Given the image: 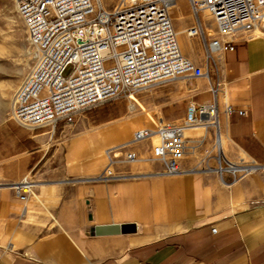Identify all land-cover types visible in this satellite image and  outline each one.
I'll return each mask as SVG.
<instances>
[{
	"label": "crops",
	"instance_id": "1",
	"mask_svg": "<svg viewBox=\"0 0 264 264\" xmlns=\"http://www.w3.org/2000/svg\"><path fill=\"white\" fill-rule=\"evenodd\" d=\"M171 14L182 51L207 73L181 78L184 88L168 99L163 115L167 124H183L193 105L217 103L224 154L215 146L216 132L197 127L186 133L189 150L180 173L150 169L149 158L130 164L132 176L57 189L63 197L49 199V207L32 189L47 215L32 213L31 201L25 202L24 222L1 251L0 264H264V37L238 34L234 49L216 52L214 62L206 58L202 38L186 33L196 24L190 1L178 0ZM201 18L214 34L210 19ZM180 103L185 105L175 111ZM226 105L247 114L227 113ZM98 138L72 137L68 150ZM103 144L92 149L98 153ZM150 146L144 141L132 148L148 157ZM122 226L131 228L97 232ZM6 236L0 233V243Z\"/></svg>",
	"mask_w": 264,
	"mask_h": 264
},
{
	"label": "built area",
	"instance_id": "2",
	"mask_svg": "<svg viewBox=\"0 0 264 264\" xmlns=\"http://www.w3.org/2000/svg\"><path fill=\"white\" fill-rule=\"evenodd\" d=\"M177 1L116 0L110 6L103 0H16L37 66L16 94L12 119L24 127H44L79 109L133 95L152 84L204 76L205 68L180 46L171 14ZM189 1L196 24L186 33L202 38L208 60L215 62L217 51L234 49L233 37L238 34L264 36V0ZM204 12L214 19V34L202 21ZM68 65H73V71L66 76ZM225 111L247 114L231 105ZM198 125L216 132L215 146L224 154L217 103L193 105L183 124L155 123V128L137 129L131 142L158 135L153 159L161 164V173L177 174L189 150L186 128ZM127 148L120 157H113L115 148L109 151L112 167L127 152L128 160L136 158ZM25 192L19 193L23 200Z\"/></svg>",
	"mask_w": 264,
	"mask_h": 264
},
{
	"label": "rangeland",
	"instance_id": "3",
	"mask_svg": "<svg viewBox=\"0 0 264 264\" xmlns=\"http://www.w3.org/2000/svg\"><path fill=\"white\" fill-rule=\"evenodd\" d=\"M185 8L181 4L178 9L183 12ZM205 15L208 19L211 17L215 31L213 17ZM176 31L178 34L181 32ZM36 66V53L18 14L16 0H0V233L7 234L6 241L0 243V253L5 250L6 243L10 242L11 234L24 222L20 211L25 202L31 201L29 207L32 213L38 209L47 215L29 190L24 193L26 200L16 193L14 187L18 183L27 177L31 181L27 185L33 186V191L49 207V199L56 202L63 197L57 189H79L88 182L104 180L100 176L109 167L108 151L130 141L140 124L149 128H155V123L167 124L163 111L169 107H165V103L169 98H178L179 91L184 88L181 78L152 84L133 95L122 94L79 109L54 124L30 128L19 125L12 119V114L17 92ZM72 71L73 65H68L65 75H70ZM183 105L176 104L175 111L178 108L181 110ZM122 127H126L124 134L120 132ZM97 135L100 141L87 143L83 149L69 152L68 145L72 137L81 136L84 140ZM100 144H103V149L95 153L92 146ZM148 149V157L142 155L139 162L146 163L147 159L153 158L152 146ZM126 150L129 151L128 148ZM89 156L95 158V167H92ZM195 157H203V151H199ZM152 163L154 165L148 168L157 167L156 170H162L159 162ZM130 167V164L116 163L109 169H112L115 177H126L132 176L129 175L132 174ZM108 178L112 177L105 179ZM27 223L35 224L32 220Z\"/></svg>",
	"mask_w": 264,
	"mask_h": 264
},
{
	"label": "bare ground",
	"instance_id": "4",
	"mask_svg": "<svg viewBox=\"0 0 264 264\" xmlns=\"http://www.w3.org/2000/svg\"><path fill=\"white\" fill-rule=\"evenodd\" d=\"M104 1V3H106L107 5H111V4H113L114 2H116V0H103ZM17 7V6H16ZM207 14L208 16L210 15L209 13H207V12H204V14ZM210 19V21L212 20L211 19V17L209 18ZM212 22V21H211ZM213 23V22H212ZM209 33L210 34H213V32H211L210 30H209ZM255 36H262V37H264L261 33H257ZM218 52V51H217ZM15 99H16V97H15ZM14 103H15V100H14ZM197 127H199V128H201V129H203L204 131H206V128L204 127V126H202V125H198V126H190V127H187L186 128V131H185V135H186V133L188 132V131H190L191 129H193V128H197ZM143 128V127H142ZM139 129H141V128H139ZM144 141H150L149 143L151 144V146L153 147L157 142H158V135H154L153 137H151L150 139H148V140H144ZM144 141H140V142H138V143H142V142H144ZM138 143H133V142H131V139H130V141H128L127 143H125V144H123V145H120V146H118V147H116L115 148V150H114V155H113V157H120V156H122V155H124V148H126V147H129V149L133 152V153H135V155H136V158L132 161V160H128L127 159V154H128V152L126 153V157L124 158V159H122L121 161H119V163H122V164H132V163H136V162H139L140 161V155L139 154H137L134 150H133V146L134 145H136V144H138ZM114 149V148H113ZM120 153V154H119ZM108 159H109V161H110V154H109V151H108ZM119 155V156H118ZM152 161H155L153 158L151 159ZM109 168H112V165L110 164V162H109V167L107 168V170L104 172V174L103 175H101L100 176V178H106V177H111V176H115V175H113L112 174V172H108V169ZM29 183H31V182H29V181H22L21 183H18L17 185L18 186H15L14 187V189L16 190V193H20V191H27V190H29L30 191V193L32 192V188H33V186L31 187V186H29V185H27V184H29ZM27 199V198H26ZM25 199V200H26Z\"/></svg>",
	"mask_w": 264,
	"mask_h": 264
},
{
	"label": "water",
	"instance_id": "5",
	"mask_svg": "<svg viewBox=\"0 0 264 264\" xmlns=\"http://www.w3.org/2000/svg\"><path fill=\"white\" fill-rule=\"evenodd\" d=\"M131 228V226H122V227H112V228H105V227H102V228H98L97 229V232H103V231H114V230H117V232H129L128 230Z\"/></svg>",
	"mask_w": 264,
	"mask_h": 264
}]
</instances>
